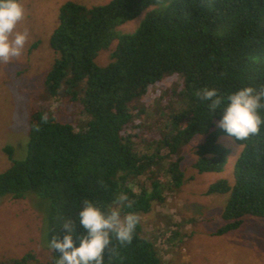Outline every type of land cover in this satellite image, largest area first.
I'll return each mask as SVG.
<instances>
[{
    "label": "trees",
    "instance_id": "16d2710c",
    "mask_svg": "<svg viewBox=\"0 0 264 264\" xmlns=\"http://www.w3.org/2000/svg\"><path fill=\"white\" fill-rule=\"evenodd\" d=\"M145 10L135 31L119 32ZM50 46L57 58L45 76L48 90H71L84 81L81 105L92 120L75 131L53 116L42 123L44 113L32 109L25 158L0 174V197L20 200L34 193L49 202L48 243L65 234L61 217L73 220L74 239L85 234L78 216L85 199L107 211L123 192L134 204L121 214L148 213L151 201L163 202L182 185L180 150L196 135L204 140L192 150L193 169L222 171L228 155L217 141L227 136L217 126L222 113L212 116L195 93L207 87L227 96L264 86V0H109L92 7L68 1ZM101 51H110L105 66L95 63ZM170 79L177 83L158 90L153 122L143 121L144 105H130ZM259 114L264 119V108ZM233 140L243 146L233 181L221 179L205 192L227 196L218 235L240 228L246 216L264 219V124L258 135ZM156 239L149 240L139 223L130 244L113 237L115 253L106 251L104 264H163ZM59 255L51 250L48 261L34 264H53ZM34 259L28 254L8 264Z\"/></svg>",
    "mask_w": 264,
    "mask_h": 264
},
{
    "label": "rangeland",
    "instance_id": "374dc122",
    "mask_svg": "<svg viewBox=\"0 0 264 264\" xmlns=\"http://www.w3.org/2000/svg\"><path fill=\"white\" fill-rule=\"evenodd\" d=\"M68 1L92 7L109 0H21L26 18L18 29L26 27L30 40L19 59L0 63V174L14 160L25 158L32 109H40L47 116L70 124L75 131L84 130L92 120L81 105L84 81L71 90L62 85L55 93L45 83V76L57 58L50 46V37L59 24L60 8ZM145 14L146 10L120 26L119 32L135 31ZM109 61L110 51L96 54L98 66H105ZM176 83V79L161 81L150 90H153L150 95L134 100L130 108L137 104L138 109L143 104L147 113L143 121L153 122L154 106L160 96L158 90ZM167 102L175 103L176 107L181 104L177 98ZM134 120L141 118L134 117ZM203 140L204 136L196 135L180 150L182 185L168 193L163 202L151 201L148 213L134 214L141 217L148 239L154 241L157 237L155 242L163 264H264V219L246 216L240 228L218 235L216 231L222 225L220 217L227 196L205 194L211 184L221 179L233 181L234 165L243 146L228 136L218 137V143L228 149L222 171L199 174L192 167V150ZM8 147L12 149L11 156L6 150ZM27 194L20 200L0 197V264L28 254L35 259L27 264L46 262L51 255L46 240L49 202L34 193ZM169 231H174L173 236ZM168 235L170 241H167Z\"/></svg>",
    "mask_w": 264,
    "mask_h": 264
},
{
    "label": "clouds",
    "instance_id": "9594fccd",
    "mask_svg": "<svg viewBox=\"0 0 264 264\" xmlns=\"http://www.w3.org/2000/svg\"><path fill=\"white\" fill-rule=\"evenodd\" d=\"M26 18V9L21 0H0V63L8 64L19 59L30 40L29 30L25 27L18 29ZM201 102H208L207 107L212 116L218 110L222 118L218 127L227 136L236 141L247 140L250 136L258 135L264 119L259 110L264 108V86L258 90L246 86L227 96L218 94L215 88H204L195 93ZM41 122L47 123V114L41 116ZM39 131V126H36ZM101 188L106 185L99 181ZM115 207L107 211L87 199L82 201V208L78 213L79 224L85 234L74 239L75 224L71 218L61 217V227L64 231L62 239L53 236L48 243L49 250L60 255L53 264H104L106 251L115 253L110 247L113 237L121 246L130 244L141 217L134 213L121 216L123 207L131 208L134 201L121 192L115 198ZM76 240L79 241L78 245Z\"/></svg>",
    "mask_w": 264,
    "mask_h": 264
}]
</instances>
